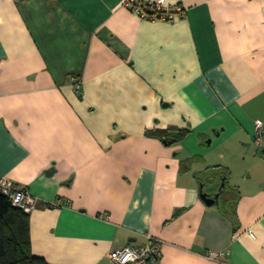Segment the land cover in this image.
I'll return each mask as SVG.
<instances>
[{
	"label": "crops",
	"instance_id": "crops-1",
	"mask_svg": "<svg viewBox=\"0 0 264 264\" xmlns=\"http://www.w3.org/2000/svg\"><path fill=\"white\" fill-rule=\"evenodd\" d=\"M127 1L0 0V179L36 198L33 254L114 264L154 239L158 264H264V0Z\"/></svg>",
	"mask_w": 264,
	"mask_h": 264
},
{
	"label": "trees",
	"instance_id": "trees-1",
	"mask_svg": "<svg viewBox=\"0 0 264 264\" xmlns=\"http://www.w3.org/2000/svg\"><path fill=\"white\" fill-rule=\"evenodd\" d=\"M145 10L152 18H160V14L148 5ZM191 132L190 127H184L154 129L148 131V134L173 145L185 140ZM210 171L217 177V189L221 187L222 179H228L231 175L228 167L217 165L210 167L207 172L199 173L198 178L205 183ZM225 183L222 194H225L228 189L227 181ZM221 206H224L229 216L233 217V213L229 211L234 212V208L228 210V206L224 204ZM0 264H49L45 258L33 254L29 213L15 207L2 191H0Z\"/></svg>",
	"mask_w": 264,
	"mask_h": 264
},
{
	"label": "built area",
	"instance_id": "built-area-1",
	"mask_svg": "<svg viewBox=\"0 0 264 264\" xmlns=\"http://www.w3.org/2000/svg\"><path fill=\"white\" fill-rule=\"evenodd\" d=\"M127 4L131 6L136 13L147 18H152L145 10L147 5L152 10L159 13L161 19H172L173 13L176 11L181 14L185 12V9L181 5L169 6L166 0H153L147 2L128 0ZM75 81L76 87L79 90L81 86L80 79L76 78ZM263 135L264 124L261 120H257L255 142L259 146L262 145ZM0 191L9 197L15 207L22 209L26 213H30L35 207L36 198L27 189L21 188L7 179H0ZM104 216L108 218L107 214ZM109 257L114 264H158L161 257V247L159 241L152 239L144 246H127L115 249L109 254Z\"/></svg>",
	"mask_w": 264,
	"mask_h": 264
},
{
	"label": "water",
	"instance_id": "water-1",
	"mask_svg": "<svg viewBox=\"0 0 264 264\" xmlns=\"http://www.w3.org/2000/svg\"><path fill=\"white\" fill-rule=\"evenodd\" d=\"M224 186V184H223ZM222 190V187L220 188V191ZM201 196L203 198V200L208 204V205H212L216 202H218L219 199V194L215 195V196H210V194L204 190H202Z\"/></svg>",
	"mask_w": 264,
	"mask_h": 264
},
{
	"label": "flooded vegetation",
	"instance_id": "flooded-vegetation-1",
	"mask_svg": "<svg viewBox=\"0 0 264 264\" xmlns=\"http://www.w3.org/2000/svg\"><path fill=\"white\" fill-rule=\"evenodd\" d=\"M218 192H219V189L217 191H215L214 193H212L211 196H215Z\"/></svg>",
	"mask_w": 264,
	"mask_h": 264
}]
</instances>
